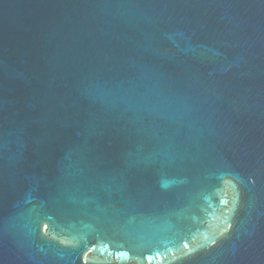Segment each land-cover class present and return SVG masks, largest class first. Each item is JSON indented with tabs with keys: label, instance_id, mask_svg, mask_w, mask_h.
<instances>
[{
	"label": "water",
	"instance_id": "water-1",
	"mask_svg": "<svg viewBox=\"0 0 264 264\" xmlns=\"http://www.w3.org/2000/svg\"><path fill=\"white\" fill-rule=\"evenodd\" d=\"M0 264H264V0H0Z\"/></svg>",
	"mask_w": 264,
	"mask_h": 264
}]
</instances>
